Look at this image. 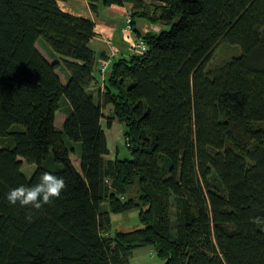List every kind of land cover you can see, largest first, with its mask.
<instances>
[{
    "label": "trees",
    "instance_id": "obj_1",
    "mask_svg": "<svg viewBox=\"0 0 264 264\" xmlns=\"http://www.w3.org/2000/svg\"><path fill=\"white\" fill-rule=\"evenodd\" d=\"M87 2L131 3L146 43L111 58L96 90L91 19L58 0H0V264H129L142 246L163 264H264V0ZM140 18L161 27L141 32ZM221 43L240 54L207 66ZM103 119L125 124L130 157H106ZM45 171L64 179L59 198L8 203ZM132 209L142 225L111 232Z\"/></svg>",
    "mask_w": 264,
    "mask_h": 264
},
{
    "label": "rangeland",
    "instance_id": "obj_2",
    "mask_svg": "<svg viewBox=\"0 0 264 264\" xmlns=\"http://www.w3.org/2000/svg\"><path fill=\"white\" fill-rule=\"evenodd\" d=\"M127 15V14H126ZM128 15L131 16L130 13ZM126 16L124 17V19ZM145 23V24H144ZM155 25L157 27H160L157 23H150L144 19H137L135 25L141 27L142 30H147L145 27H150L149 25ZM160 29V28H159ZM37 49L48 59V44L40 38L36 43ZM241 52V48L239 45H232L228 43H221L219 44L213 51V53L210 56V59L207 62L208 65H215L219 63L220 61L227 59L228 57L239 55ZM96 87L92 88L91 90H96ZM62 111H57V115L55 118V125L58 127H61L63 124V118L66 114L63 110L66 109L65 105H62ZM109 113V109L105 108L104 112ZM60 112V113H59ZM106 113H104L106 116ZM67 116V114H66ZM103 128L106 132L107 136V142L109 146V154L106 156L107 158L114 157L117 155L119 158L123 157H130V153L128 148L125 146L124 142V131L126 129V126L123 122L118 121L115 119L111 125V127L105 126V120H102ZM72 161L75 167L79 168V159L77 155H72ZM35 164H29L23 161L22 164V171L26 174V176H30L32 171L35 168ZM112 220V228L111 232H114L115 230H128L135 227H140L142 224L139 221V215L137 209H132L125 212H120L116 214L111 215ZM164 261L160 259L154 248L152 246H142L137 247L133 251V253L129 257V264H163Z\"/></svg>",
    "mask_w": 264,
    "mask_h": 264
},
{
    "label": "crops",
    "instance_id": "obj_3",
    "mask_svg": "<svg viewBox=\"0 0 264 264\" xmlns=\"http://www.w3.org/2000/svg\"><path fill=\"white\" fill-rule=\"evenodd\" d=\"M58 4L65 12L91 19L94 22L95 35L91 38L89 44L96 51L97 55L103 52L105 57L99 55L97 57L95 74L97 75L99 82L97 85L91 86V88L97 86L102 88L105 73L101 77L98 72L100 59L109 58L111 60L113 57L127 56L131 54L128 42L123 39V27L125 24L124 17L126 14H131L133 11L132 4L125 3L123 5L113 4L110 6H101L96 13L90 10L87 0H58ZM136 27H138L141 32L144 31L142 30V26L139 27L136 25ZM145 29H147V27H145ZM57 72L64 82L65 74L59 70H57ZM105 108L109 109L110 112V105H106ZM104 109L103 114L106 113V111L104 112ZM106 116H109V113H106ZM134 250L135 249H133V251Z\"/></svg>",
    "mask_w": 264,
    "mask_h": 264
},
{
    "label": "clouds",
    "instance_id": "obj_4",
    "mask_svg": "<svg viewBox=\"0 0 264 264\" xmlns=\"http://www.w3.org/2000/svg\"><path fill=\"white\" fill-rule=\"evenodd\" d=\"M66 188V183L62 177H57L47 171L40 176L39 183L27 187L24 185L11 189L7 194V201L11 206L19 204L21 207H30L36 211L49 205L53 199L59 198L62 191ZM25 219L31 222L32 213L26 215ZM253 223L259 222L257 218H253Z\"/></svg>",
    "mask_w": 264,
    "mask_h": 264
},
{
    "label": "built area",
    "instance_id": "obj_5",
    "mask_svg": "<svg viewBox=\"0 0 264 264\" xmlns=\"http://www.w3.org/2000/svg\"><path fill=\"white\" fill-rule=\"evenodd\" d=\"M124 20H125V24L123 27V39L128 42L131 54H135V55L143 54L146 51V43L144 39L136 35V32L132 27L130 15L127 14ZM149 30L158 31L159 27L155 25H150L149 29L147 28V30H144L142 32H147ZM109 65H110L109 58L100 59L98 65V72L101 77L104 75L106 70L109 69Z\"/></svg>",
    "mask_w": 264,
    "mask_h": 264
}]
</instances>
